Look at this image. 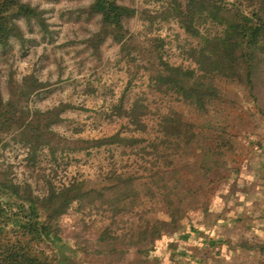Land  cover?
<instances>
[{
    "label": "rangeland",
    "instance_id": "obj_1",
    "mask_svg": "<svg viewBox=\"0 0 264 264\" xmlns=\"http://www.w3.org/2000/svg\"><path fill=\"white\" fill-rule=\"evenodd\" d=\"M25 1L43 11L46 25L20 17L17 22L22 35H12L5 44H0L1 100L5 101L11 88L26 75L34 76L42 84L27 96L25 103L28 107L46 109L64 104L60 113L63 119L54 123L53 129L67 137L96 138L117 130H121L122 135L127 134L125 120L118 116L113 105L128 106L137 99L148 109L143 116L147 123V139L132 146L111 143L57 150L54 154L42 147L35 157L28 158L25 145L1 137L0 167L9 168L10 176L17 181H29L34 193H42L49 182L60 185L76 178L95 183L109 170L145 174L141 166H150L149 160L156 159V166L163 169L174 164L176 174L182 181L188 178V185L199 186L195 179H191L194 175L204 180V188L183 197L186 213L193 219L196 217L194 222H200L201 228L208 225L209 219L219 215L210 229L237 242L234 247L219 244L204 250L200 234L195 232L186 241L181 239L189 250L201 248L203 255L196 256L203 257L206 264H264V248L248 249L238 244L246 240L250 244L264 245V63L257 66L252 92L237 81H222L220 85L227 96L205 113L150 86L149 70L141 66L142 60L132 76L135 64L122 56L120 42L111 36H106L95 49L90 38L101 27V15L90 9L92 0ZM120 1L138 9L152 8L153 5L148 0ZM126 26L143 43H146V37H162L164 43L160 52L164 59L194 66L186 51L197 43V38L185 33L176 21L154 22L148 31L146 22L140 16H133ZM171 109L179 111L183 119L193 123L196 136L191 144H184L178 152H170L167 158H155L149 147L147 152L140 151L141 146L159 132L157 122ZM221 127L235 144L229 156L231 165H212L213 162L205 161L199 166L200 147L212 139L210 135L222 131ZM196 158L198 162L193 164ZM186 161L191 163L188 169ZM163 175L165 177V172ZM159 198L155 196L152 204H146L145 213L142 207H136L117 215L114 222L110 212L74 202L58 219L56 234L59 244L50 245L61 256L69 255L72 260H67L68 264H175L163 248L161 252L149 250L147 254L132 249L116 256L95 252L93 248L88 250L84 245L96 239L107 222L112 221L111 228L122 232L142 218L161 216ZM138 212H142V218H138ZM232 217L235 220L229 221Z\"/></svg>",
    "mask_w": 264,
    "mask_h": 264
},
{
    "label": "trees",
    "instance_id": "obj_2",
    "mask_svg": "<svg viewBox=\"0 0 264 264\" xmlns=\"http://www.w3.org/2000/svg\"><path fill=\"white\" fill-rule=\"evenodd\" d=\"M147 2L153 4L152 8L138 9L120 0H92L90 9L101 15V27L90 38L94 48L97 49L106 36H111L120 42L122 56L135 64L132 76L142 60L141 66L149 70L150 86L205 113L227 96L220 85L222 81H237L252 92L257 66L264 63V0ZM133 16H140L148 31L154 22L174 20L185 33L197 38V43L186 51L194 66L164 59L160 52L164 43L162 37H146V43H143L126 26ZM20 17L46 25L43 11L37 5L25 0H0V44H5L12 35H22L17 22ZM40 84L42 82L36 77L26 75L11 88L5 101L0 98V138L8 137L25 145L28 158L35 157L42 147H47L54 154L57 150H77L111 143L132 146L147 139V123L143 116L148 109L137 99L128 106L121 103L113 105L118 116L125 120L128 132L125 135L121 130L96 138L61 135L52 125L63 119L60 113L64 104L30 109L25 103L27 96ZM157 125L159 132L140 150L147 152L149 147L155 158H167L170 152H178L184 144H191L196 136L193 123L183 119L175 109L164 114ZM223 128L217 135H210L212 139L200 147L199 166H203L205 161L224 166L230 163L229 156L235 144ZM197 158L193 164L198 162ZM156 163V159L149 160L150 166H141V170L146 172L140 175L137 171L109 170L95 183L76 178L60 185L49 182L42 193H34L29 181H17L10 176L9 168L0 167V264H68L69 255L61 256L50 244L57 245L58 219L74 202L110 212L114 222L117 215L136 207H142L145 213L147 209L144 207L147 203L152 204L155 196H160L157 203L161 202L158 206L163 211L161 216L142 218V212H138V218L143 220L122 232L111 228L112 221L107 222L96 239L84 244L85 248L116 256L132 249L147 254L149 250L161 252L163 248L175 264H206L203 257L196 256L203 255L201 248L190 247L189 250L181 239L186 241L197 232L204 250L219 244L234 247L237 242L231 237L210 229L219 215L209 219L208 225L201 228L200 222H194L196 217L193 219L183 208V197L204 188V180L194 175L191 179H195L199 186L188 185V178L182 181L174 164L163 169ZM189 166L191 163L186 161L185 167L188 169ZM232 167L236 169L234 165ZM206 169L209 170L208 167ZM166 174H169V183ZM231 220L235 219L232 217ZM238 244L248 249L264 248L263 244H250L246 240Z\"/></svg>",
    "mask_w": 264,
    "mask_h": 264
}]
</instances>
